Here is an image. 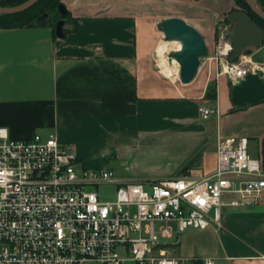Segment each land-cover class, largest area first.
Here are the masks:
<instances>
[{
    "label": "crops",
    "instance_id": "crops-1",
    "mask_svg": "<svg viewBox=\"0 0 264 264\" xmlns=\"http://www.w3.org/2000/svg\"><path fill=\"white\" fill-rule=\"evenodd\" d=\"M63 3L71 15L63 37L48 24L0 27V126L12 138L56 134L86 167L113 169L124 180L208 175L219 136H247L264 162V100L234 109L232 85L217 74L210 48L218 25L239 8L235 0ZM171 17L193 25L207 44L188 84L178 72L166 76L156 55L165 40L158 24ZM213 81L217 98L208 99ZM201 106L216 112L204 118ZM229 201L225 195L220 229L179 233L171 222L165 252L191 264H264V202Z\"/></svg>",
    "mask_w": 264,
    "mask_h": 264
},
{
    "label": "built area",
    "instance_id": "built-area-1",
    "mask_svg": "<svg viewBox=\"0 0 264 264\" xmlns=\"http://www.w3.org/2000/svg\"><path fill=\"white\" fill-rule=\"evenodd\" d=\"M228 24L217 31L212 59L233 86L261 67L245 55L231 60ZM200 112L209 118L216 110L201 106ZM103 184L116 186V199L102 200L91 189ZM225 195L233 207L264 202V162L251 154L247 136H219L208 175L147 182L86 167L56 134L15 139L0 126V264H191L165 252L170 223L179 233L222 228ZM205 264L216 263L206 258Z\"/></svg>",
    "mask_w": 264,
    "mask_h": 264
},
{
    "label": "water",
    "instance_id": "water-1",
    "mask_svg": "<svg viewBox=\"0 0 264 264\" xmlns=\"http://www.w3.org/2000/svg\"><path fill=\"white\" fill-rule=\"evenodd\" d=\"M2 0H0L1 2ZM39 0H27L14 6L0 4V14H13L23 12ZM251 9L264 19V9L258 0H246ZM61 18L57 20L55 29L59 37L65 35L64 27L68 22L66 18L68 9L65 4L59 5ZM48 16L47 13L44 14ZM229 23L233 24L232 44L233 52L231 60L236 61L243 52L253 46L264 44V28L242 9H235L227 15ZM158 29L164 34L165 41L180 42L181 48L171 51L180 64V79L184 84L192 82L201 66L202 57L208 53L207 44L202 33L186 20L179 17H171L161 21ZM231 100L234 106L244 107L249 104L264 100V78L259 72H250L240 83L231 88Z\"/></svg>",
    "mask_w": 264,
    "mask_h": 264
},
{
    "label": "trees",
    "instance_id": "trees-1",
    "mask_svg": "<svg viewBox=\"0 0 264 264\" xmlns=\"http://www.w3.org/2000/svg\"><path fill=\"white\" fill-rule=\"evenodd\" d=\"M25 1L27 0H2L0 4L3 6H14ZM235 1L239 6L243 7L242 9L249 14L251 19L255 20L261 27L264 28V19L251 9L246 0ZM258 1L264 9V0ZM60 4H63V0H39L36 4L23 12L0 14V27H19L26 25L48 24L54 26L55 28L57 20L61 17L58 9ZM45 13L48 14L47 17L44 16ZM67 18H71L69 11ZM225 22H228L227 18L225 19ZM206 98H217V81H213L209 84L206 92ZM240 108L242 107L234 106V109Z\"/></svg>",
    "mask_w": 264,
    "mask_h": 264
},
{
    "label": "rangeland",
    "instance_id": "rangeland-1",
    "mask_svg": "<svg viewBox=\"0 0 264 264\" xmlns=\"http://www.w3.org/2000/svg\"><path fill=\"white\" fill-rule=\"evenodd\" d=\"M238 7H239L238 9H242L243 8V7L239 6V5H238ZM227 23H229V22L221 23L218 26L217 31L220 32L221 29L224 28L227 25ZM228 25H230L229 26L230 29L233 27L232 23H229ZM215 43H216V35H214L213 39L210 41V48L213 49L214 53H215V48H216V44ZM168 55H169V58H172L170 56V53ZM243 55H245L246 58L248 59L249 65L255 66V67H257V66L261 67L260 70H259V73L264 78V44L260 45V46H253V47L247 48L243 52ZM169 60H171V59H169ZM214 62L216 63L215 60H214ZM216 70H217V74H218L219 71H221L220 65H218L217 63H216ZM178 73H180V71H178ZM227 78L228 77L226 75H223L222 76V81H227ZM230 84L232 85L231 82H230ZM173 135H175V134H172V135H169V136H173ZM80 160L83 163H85L82 159H80ZM88 168H91V167H88ZM179 176H182V175H178V176H175V177H179ZM171 178H173V177H171ZM147 188H148V186H147ZM91 189L96 190L99 193V195H100L102 200L108 201V200L116 199L117 188H116V186L114 184H103V185L92 187ZM227 198L228 197H226V199ZM133 235H135V234H133ZM120 252H121L122 255H127V253L124 252L121 248H120ZM127 264H137V263L134 262V261H128Z\"/></svg>",
    "mask_w": 264,
    "mask_h": 264
},
{
    "label": "bare ground",
    "instance_id": "bare-ground-1",
    "mask_svg": "<svg viewBox=\"0 0 264 264\" xmlns=\"http://www.w3.org/2000/svg\"><path fill=\"white\" fill-rule=\"evenodd\" d=\"M180 48V42H169L165 40L161 41L157 48L156 55L159 60L160 68L163 73L170 78H174L175 72L180 71V64L176 59L174 61L169 60V55H167V53Z\"/></svg>",
    "mask_w": 264,
    "mask_h": 264
},
{
    "label": "flooded vegetation",
    "instance_id": "flooded-vegetation-1",
    "mask_svg": "<svg viewBox=\"0 0 264 264\" xmlns=\"http://www.w3.org/2000/svg\"><path fill=\"white\" fill-rule=\"evenodd\" d=\"M61 18V17H60ZM66 18H67V16H66ZM67 19H69V18H67Z\"/></svg>",
    "mask_w": 264,
    "mask_h": 264
}]
</instances>
